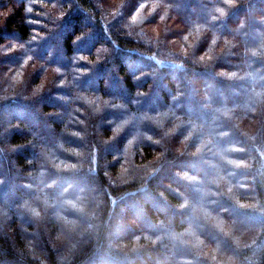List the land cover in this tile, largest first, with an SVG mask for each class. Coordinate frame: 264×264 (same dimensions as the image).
Listing matches in <instances>:
<instances>
[{"label":"trees","instance_id":"trees-1","mask_svg":"<svg viewBox=\"0 0 264 264\" xmlns=\"http://www.w3.org/2000/svg\"><path fill=\"white\" fill-rule=\"evenodd\" d=\"M0 264H264V0H0Z\"/></svg>","mask_w":264,"mask_h":264}]
</instances>
